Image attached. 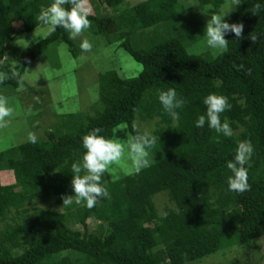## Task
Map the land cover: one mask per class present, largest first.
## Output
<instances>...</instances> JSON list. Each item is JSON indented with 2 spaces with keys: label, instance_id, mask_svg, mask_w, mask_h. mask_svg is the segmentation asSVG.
<instances>
[{
  "label": "trees",
  "instance_id": "1",
  "mask_svg": "<svg viewBox=\"0 0 264 264\" xmlns=\"http://www.w3.org/2000/svg\"><path fill=\"white\" fill-rule=\"evenodd\" d=\"M231 1L132 0L123 7V0H87L90 27L80 37L69 39L58 27L9 66L6 45L43 26L36 17L52 0H0V73H19L0 88L16 90L26 67L49 44L62 43L79 59L82 37L94 38L111 55L109 66L94 74L88 104L65 97L63 107L45 115L47 126L37 113L36 143L0 152V175L11 180L2 183L0 177V264H185L234 245L244 251L241 260L252 264L245 253L264 237V0H238L225 20L242 24L241 36L229 32L227 47L215 56L190 52L187 31L179 28L193 4L216 9ZM119 50L141 64L136 76L123 70ZM42 61L61 66L48 54ZM168 88L185 101L175 122L158 101V90ZM210 93L229 98L232 107L221 120L229 121L233 136L218 135L207 122L195 127ZM137 120H154L158 140L148 165L115 173L112 163L102 177L108 199L92 208L63 205L74 195L71 164L85 152L81 137L92 128L115 140L121 132L128 146ZM245 140L253 148L246 165L249 189L237 193L228 190L226 164ZM159 196H165L161 203ZM88 219L95 221L92 230Z\"/></svg>",
  "mask_w": 264,
  "mask_h": 264
},
{
  "label": "rangeland",
  "instance_id": "2",
  "mask_svg": "<svg viewBox=\"0 0 264 264\" xmlns=\"http://www.w3.org/2000/svg\"><path fill=\"white\" fill-rule=\"evenodd\" d=\"M136 1L138 0H133L134 3ZM182 1H187L189 2L188 4L194 2V0L193 2L191 0ZM128 3H132V0L128 1ZM128 3L127 0H123L121 4L125 7ZM238 7L239 4L234 6L232 1L216 9L209 6L202 7L193 4L185 15L186 26L179 27L189 33L188 35L186 32L188 50L204 57H211L220 53L222 50L211 49L207 46L205 26L213 13L222 10L227 12L228 15L237 10ZM45 31L44 26H38L30 32L11 40L6 45V54H4V59L7 64L13 66L31 44L38 42L46 36ZM87 39L92 44V49L89 52H84L83 58H72L62 43L49 44L44 47L43 53L26 67L21 79L22 83H20V86L16 90H10L7 87L0 88V95L7 98L8 106L13 109L12 115L6 118L8 121L6 126L0 127V152H5L27 141L29 132L39 135L40 132L37 131L39 130L37 129V113L40 112L41 115H44L41 124L47 126L48 120L45 119V115H52V113L57 112L59 106L63 107L65 97H69L68 102L74 99L79 106L84 105L85 102L86 104L89 103L90 100L87 96L95 87L94 74H98L105 67L109 66L111 55L108 49L104 47L102 41L100 42L94 38ZM118 52L120 54L118 61L122 64L127 76H136L141 70V64L133 61L123 51L119 50ZM46 54L50 55L56 62H60L61 66L59 68H52L46 62L42 61ZM31 86L34 88L31 90L32 92L29 90ZM39 92L41 93L39 94ZM35 103L38 104L37 107L33 106ZM39 105H42L40 111ZM31 115L34 116L32 117ZM153 121L150 120L147 123L137 120L135 126L137 129L147 128L152 130ZM124 135L125 133L119 132L116 136V140L124 146L125 152L120 160L114 162V165L110 168L115 173L129 172L133 168L132 161L127 152V143ZM0 177L2 183L11 181L7 174L2 173ZM164 200L165 196H159L157 198V201L160 203ZM87 223L90 230L94 229L95 221L93 219H88ZM256 243H258L259 247H254L248 252L246 251L245 255L250 256L248 259L251 262L249 263L264 264V237ZM233 247L229 248L231 250L230 252L228 251L229 249L219 250L202 258L200 261L185 264H246L244 260H241L244 257V251L239 250V245H234ZM258 248L259 251L256 253L255 250ZM258 254H261L263 257L260 261L258 260Z\"/></svg>",
  "mask_w": 264,
  "mask_h": 264
},
{
  "label": "clouds",
  "instance_id": "3",
  "mask_svg": "<svg viewBox=\"0 0 264 264\" xmlns=\"http://www.w3.org/2000/svg\"><path fill=\"white\" fill-rule=\"evenodd\" d=\"M232 3L234 6L239 4L238 0H232ZM65 4L68 5L67 8L64 7ZM86 4L87 0H52L47 7H41L36 19L46 29L45 35L52 34L59 27L68 33L69 39L74 40L90 27V21L87 17L91 9L86 7ZM260 7L259 4L256 5L257 10ZM226 15L227 12L222 10L213 13L205 26L206 43L211 49H225L228 44L225 36L229 32L233 33L237 39L241 36L243 25L229 24L225 20ZM251 38L254 42L255 38ZM79 47L82 52H89L92 49V44L87 38H82ZM18 75L16 70H12L10 75L0 73V82H3L5 78L16 79ZM220 83L217 81L216 86L219 87ZM158 101L173 122L178 120L179 113L177 110L183 106L185 101L174 88L158 90ZM203 103L206 106L205 114L197 117L194 122L195 127L203 128L207 122V127L214 130L218 135L233 136V129L229 121L227 119L221 120V114L232 107L229 98L217 93H210L204 98ZM12 112L13 109L8 106L7 98L0 95V127L6 126L8 122L6 118L10 117ZM134 127L136 126L134 125ZM101 131L100 128H92L81 137L85 152L81 161L71 164V184L74 195L64 198L63 205L73 203L80 205L83 203L85 207L92 208L100 201V198H109V192L102 183V177L109 165L120 160L125 148L117 140L106 138L101 134ZM27 139L28 142L34 144L38 137L35 133L29 132ZM157 140L158 137L151 130L145 128L137 129L136 134L128 142L127 152L137 170L148 165L149 153ZM252 151L250 141L238 142L235 155L226 164L227 169L231 172L227 178L229 191L241 193L249 189L246 165ZM175 211L179 212V209L177 208ZM162 215H166V213H162Z\"/></svg>",
  "mask_w": 264,
  "mask_h": 264
}]
</instances>
